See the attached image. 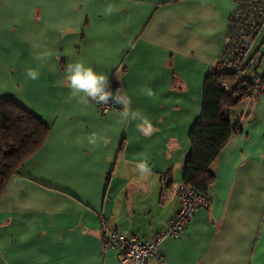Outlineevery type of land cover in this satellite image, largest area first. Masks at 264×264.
Instances as JSON below:
<instances>
[{"label": "crops", "instance_id": "1", "mask_svg": "<svg viewBox=\"0 0 264 264\" xmlns=\"http://www.w3.org/2000/svg\"><path fill=\"white\" fill-rule=\"evenodd\" d=\"M234 8V0H0V100L48 127L0 197V264H122L117 250H102L103 222L140 238L167 227L204 78ZM76 60L112 79L113 93L121 88L129 119L121 122L125 105L103 114L72 97L64 69ZM234 117L240 127L212 166V204L161 242L163 264H264V92Z\"/></svg>", "mask_w": 264, "mask_h": 264}, {"label": "trees", "instance_id": "2", "mask_svg": "<svg viewBox=\"0 0 264 264\" xmlns=\"http://www.w3.org/2000/svg\"><path fill=\"white\" fill-rule=\"evenodd\" d=\"M259 30L255 27L253 35ZM250 68L244 65L240 71L231 70L219 58L204 78L201 113L189 132V152L181 181L207 195L215 178L212 166L240 127L234 109L247 98ZM47 132L48 127L23 106L10 99L0 100V197L8 179L38 149Z\"/></svg>", "mask_w": 264, "mask_h": 264}, {"label": "built area", "instance_id": "3", "mask_svg": "<svg viewBox=\"0 0 264 264\" xmlns=\"http://www.w3.org/2000/svg\"><path fill=\"white\" fill-rule=\"evenodd\" d=\"M235 8L228 21L226 43L220 60L231 70L240 71L242 67L251 65L248 74L247 98H252L264 92V74L254 70L258 66L253 56L248 57L250 44L253 40V29L264 23V0H234ZM248 57V58H247ZM109 90L114 85L108 81ZM92 104L103 114L110 111H120L123 105L109 100L108 105L92 101ZM175 196L179 202V210L162 231L150 238H140L134 233L120 231L103 222L100 226L102 250H117L122 264H148L152 259L157 264H163V257L159 252L161 242L166 238L178 239L184 234L190 220L199 209H207L212 202L210 196L195 188L179 182L175 188Z\"/></svg>", "mask_w": 264, "mask_h": 264}, {"label": "clouds", "instance_id": "4", "mask_svg": "<svg viewBox=\"0 0 264 264\" xmlns=\"http://www.w3.org/2000/svg\"><path fill=\"white\" fill-rule=\"evenodd\" d=\"M26 75L35 80L39 74L33 70H27ZM64 78L70 89L73 98H77L78 103L87 106L89 101L108 105L112 100L118 105H125L123 111H120L121 122L130 117V100L122 94V90L117 89L115 93L109 90L108 77L103 73H97L91 66H87L82 60L69 62L64 69ZM145 93L152 96L150 87L145 88ZM94 139V137H93ZM137 169L142 173L150 171L147 160L137 164Z\"/></svg>", "mask_w": 264, "mask_h": 264}, {"label": "rangeland", "instance_id": "5", "mask_svg": "<svg viewBox=\"0 0 264 264\" xmlns=\"http://www.w3.org/2000/svg\"><path fill=\"white\" fill-rule=\"evenodd\" d=\"M254 55L253 59L256 63L260 62V69H264V24H262L259 32L255 36L250 45L248 57ZM247 57V58H248Z\"/></svg>", "mask_w": 264, "mask_h": 264}]
</instances>
